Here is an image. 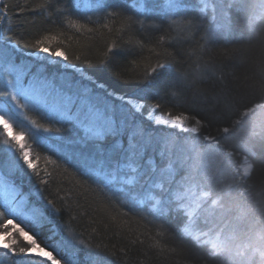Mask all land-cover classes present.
<instances>
[{
  "label": "snow or ice",
  "instance_id": "obj_1",
  "mask_svg": "<svg viewBox=\"0 0 264 264\" xmlns=\"http://www.w3.org/2000/svg\"><path fill=\"white\" fill-rule=\"evenodd\" d=\"M85 6L100 12L114 8L105 0H91ZM189 6L186 0H168L163 7L166 13L179 14L181 9ZM39 7L47 8L48 0H44ZM76 7L79 8L80 4L77 3ZM158 7H160L158 4L146 7L141 0L138 11H151ZM208 7V3L205 2L200 12L204 13ZM212 8L216 13L212 16V23H208L206 16L203 19L200 16L190 18L185 16L182 20L172 18L169 29L182 25L176 32L177 37L189 38L201 25H204V35L201 39L207 42L218 35L232 33V9L242 14V22L250 36L264 28V0H251V2L249 0H212ZM58 11L66 10L58 9ZM121 15L113 10L107 12L105 19ZM65 20L77 32L86 31L92 35H104L99 28L88 27V23L92 22L91 17L86 23H80L79 20L69 17H65ZM137 23H141L143 27L142 22L132 16L123 17L122 26L115 31L122 37L124 34L131 33L133 26ZM102 27L107 29L111 36L114 29L108 23H104ZM153 27L159 29L162 26L154 25ZM169 34L166 32L155 41L138 38L139 42L134 43L131 37L127 41V44L132 47L141 50L147 48L155 56L154 61L151 57L143 58V71L136 77L123 79V83L137 86L134 91L139 92L140 95L136 97L117 95L114 91H109L95 73L86 75L79 72L78 63L88 64L91 68L93 67L92 61L81 55H76L74 59L70 58L60 47L50 49L46 43L48 40L46 36L36 38L34 41H24L23 47H21V40H14L11 36H0V71H6L13 77L7 80L5 86L0 89V98H3V108L0 109V127H2L3 136L6 137L3 140L5 147L0 148V179H3L15 192V185L7 183V176L9 174L25 176L27 170L30 169L40 178L41 184H48V181L40 177L37 171L36 160L39 157H33L30 151V145L27 142L30 138L29 131L23 128L19 131L14 130L15 117L23 115L29 105L36 107L43 104L49 109L48 126L38 124L36 121H30V123L37 131L44 133L62 134L66 131L75 133L70 137L63 135L58 137L62 142H67L69 151L65 159L70 156L73 160H77L79 157L86 164L87 159L98 158L102 166L113 170L109 173L112 180L119 177L123 184L133 185L130 191L138 189L139 194L143 195L144 199L140 201L145 205L143 208H136L134 205L127 211L111 215L110 219L117 228L118 234L127 232L129 236H132L129 240L130 245L139 244L147 248L146 257L149 252L158 256L161 261L167 260L169 255L182 256L185 251L183 247L185 241L192 240V243L197 246L206 248L209 257L219 261V264H257V257H259L258 264H264V209H257L261 212L260 217L252 218L244 232L246 238L241 239L240 225L249 220L252 216V209L242 203L229 204L226 197H230L231 192L224 189L217 192L214 189V182H222L218 178L228 172V164L225 154L221 153L217 147L220 140L207 131L210 126L209 122L185 111L174 113L171 110H164L159 100L151 105L147 104L149 94L153 91V85L162 80L167 75L168 69L177 62L175 54L169 52L168 47L164 45L165 37ZM120 46L118 39H109L105 44L102 57L96 63L110 68L112 63L110 53ZM205 48L206 44L199 45L200 51H204ZM24 49L32 50L28 55L35 56L43 53L48 57L59 58L68 67L79 72L80 80L68 82L61 85L59 89L36 88L32 82L25 79L26 75H35L34 73L27 70L17 71L18 68L27 69L22 55ZM231 51L235 54L240 50ZM113 75L117 80L122 79L121 73L113 72ZM197 78H202L200 73H197ZM187 79L186 73H179L174 78L170 84V89H175L172 92L173 95L179 94L178 86L184 84ZM17 81L19 86H17ZM145 109H147L146 114ZM256 109H264V105L258 104L255 108H248L244 115L247 116ZM157 110H160L159 115L156 114ZM138 117H143V119ZM145 121L157 127L171 129V131L162 136H154L151 131L146 130ZM236 123L239 124L241 121ZM218 131L228 134L232 129L222 127ZM262 133H264V121L257 123L250 135L255 137ZM201 138L209 142L207 149L202 147ZM109 140L112 142L108 143ZM241 146H244L243 141H241ZM178 147L181 152L190 155L177 154ZM150 150L157 152L164 162L155 163L151 156H147ZM253 167L249 164L243 170L244 173L249 174ZM178 176L179 179H177ZM124 177L128 178L124 179ZM104 187L111 190V182ZM226 187L230 190L232 185L229 184ZM112 195L115 197L114 203H120L118 193L113 192ZM25 204L26 201L16 195L12 203L5 202L4 207L7 214L15 219L23 215L22 207ZM31 211L34 227L28 231L19 223H13V219L7 220V225H11L12 230L0 233V249L24 260L39 257L41 258L40 264H49V262L50 264H110L102 253L116 255L114 251H109L107 245L93 244L91 240L83 238L78 239L74 230L65 231V228L59 225L54 226L53 229L54 234L59 236L58 241L53 243L47 240L38 241V229L45 223H52L51 213H58L60 209L54 201L49 200L47 209L33 207ZM45 211H49V215H45ZM133 211H138L141 218L145 213L152 216L154 220L173 218L177 225L179 238L171 234L165 224L156 225L155 236L150 235L152 229L147 228L146 225L144 226L145 231H137L133 235L134 230L130 223L120 219V217H128ZM226 212L235 213L233 216L235 223L231 227L225 224L218 229L211 228L207 232L199 228L201 217L208 222L218 213L223 217ZM24 218L28 219V217ZM125 224L128 225L127 228L124 227ZM13 233H17L26 246H19L17 239L13 238ZM193 233H196L195 237ZM142 236L145 239H142ZM163 237H168L174 242L162 244L159 238ZM120 251L124 252V249ZM81 252H84L83 259L80 256ZM125 264H128L127 260ZM141 264L144 262L142 261ZM176 264L179 262L177 261Z\"/></svg>",
  "mask_w": 264,
  "mask_h": 264
},
{
  "label": "trees",
  "instance_id": "obj_2",
  "mask_svg": "<svg viewBox=\"0 0 264 264\" xmlns=\"http://www.w3.org/2000/svg\"><path fill=\"white\" fill-rule=\"evenodd\" d=\"M90 2L91 0H48V7L42 9L39 5L44 3V0H0V36H11L14 40H21V47L24 41H34L36 38L46 36L48 37L46 43L50 49L60 47L70 58L74 59L76 55H81L92 61L91 68L88 64L78 63L79 72L86 75L95 73L99 81L117 95L136 97L140 95L139 92L134 91L137 86L125 84L123 79L136 77L143 71V58L151 57L154 61L155 56L147 48L141 50L132 47L127 44V41L130 37L134 43L139 42L138 38L155 41L159 36L169 32L170 34L165 37L164 45L168 47L169 52L175 54L177 62L168 69L167 75L162 80L153 85L147 104L151 105L159 100L164 110H171L174 113L185 111L209 122L207 131L220 140L217 147L221 153L225 154L228 164V172L218 178L222 182H214V189L217 192L221 189L230 191V197H226L229 204L242 203L252 209V216L240 225L241 239H245L244 232L247 230V224L253 217H260L261 212L257 209H264V133L255 137L250 135L255 125L264 121V109L244 115L248 108H255L258 104L264 105V28L250 36L242 22V14L232 9V33L221 34L205 42L201 39L204 35V25H201L189 38H179L176 32L182 25L170 30L169 24L172 18L182 20L185 16L189 18L200 16L201 19L206 16L208 23H212V16L216 14L212 8V0H186L190 6L181 9L179 14L166 13L163 6L168 0H143L146 7L160 5L158 8L144 12L138 11L141 0H105L114 8L104 12L86 7L85 5ZM205 2L209 7L201 13L200 8ZM77 3L80 4L79 8L76 7ZM58 9L66 11H58ZM113 10L122 15L105 19L107 12ZM126 16L139 20L143 27L141 23H137L133 26L131 33L121 37L115 29L122 26L121 20ZM65 17L79 20L80 23H86L91 17L92 22L88 23V27L99 28L104 35H92L86 31L77 32L66 22ZM104 23H108L114 29L111 36L107 29L102 27ZM154 25L162 27L157 29L153 27ZM109 39H118L121 46L112 50L111 67L106 68L96 61L102 57L105 44ZM201 44H206L204 51L199 49ZM233 49L240 51L234 54L231 51ZM31 51V49H24L22 53L27 69H17L18 72L27 70L35 74L26 75L27 81L33 84L50 82L56 89L68 82L78 81L70 71L72 69H60L59 66L67 64L59 58L39 53L37 55L41 58L50 59L52 62L53 59L57 60L55 62L59 66L57 63L48 65L47 60L41 63L34 62L31 55H28ZM55 68L59 70L57 73L53 71ZM113 72L121 73L122 79L117 80ZM179 73H186L188 79L178 86L179 94L173 95L172 92L175 89H170V84ZM197 73H200L202 78H197ZM12 78L6 71H0V89L5 86L7 80ZM1 105H3V98H0ZM146 112L147 109L145 114ZM47 113L41 108L30 106L24 110V118L27 116L25 124L21 123L22 126H18L14 123V130L19 131L23 128L29 131L30 138L27 142L30 145V151L33 157H39L36 160L37 171L40 177L48 181V184H41L40 178L30 169L25 176L13 174L7 176V183L15 185V192L3 179H0V233L12 230L11 225H7L8 219H13V223H19L26 231L33 228L31 209L33 207L47 209V202L52 200L60 211L51 213L52 223H45L38 229V241L47 240L49 243L58 241L59 236L54 234L53 229L54 226L59 225L64 227L65 231L74 230L78 239L83 238L91 240L93 244L107 245L109 251L116 253L115 256L102 253L110 264H125V260L128 264H141L142 261L144 264H176L177 261L179 264H185V262L187 264H219V261L209 257L206 248L197 246L192 243V240L185 241L183 246L185 251L182 256L169 255V258L164 261L151 252L146 257L145 252L148 250L145 246L130 245L129 240L132 236H129L127 232L118 234L110 216L127 211L134 205L136 208H143L145 205L140 203L144 199L143 195L139 194L138 189L130 191L133 185L123 184L119 177L112 180L109 173L113 170L102 166L98 158H89L86 164L79 157H77L79 162L70 156L65 159L69 151L67 142H62L58 137L61 135L70 137L75 133L67 131L62 134L44 133L37 131L30 123V121H36L38 124L48 126ZM156 114L159 115L160 110H157ZM138 118L143 119V117ZM237 121L241 123L237 124ZM145 127L154 136H162L171 131L157 127L149 121H145ZM222 127H229L232 131L228 134L218 131ZM5 138L0 127V148L5 147L3 145ZM241 141L244 146H241ZM111 142V140L108 141V143ZM201 145L207 149L209 142L201 138ZM176 151L177 154L190 155L181 152L179 147ZM147 156H151L155 163L164 162L157 152L150 150ZM243 159L254 166L245 178L241 177L236 170V164ZM127 178L124 177V179ZM110 182L111 190L104 187ZM229 184L232 185L230 190L226 187ZM113 192L118 193L120 203H114ZM16 195L25 200L26 204L22 207L23 215L14 219L7 214L4 205L5 202L11 204ZM45 215H49V211H45ZM234 215V212H226L221 217L218 213L208 222L201 217L198 226L205 232L211 228L218 229L225 224L231 227L235 223ZM120 219L130 223L134 230L133 235L137 231H145L146 225L147 228L152 229L150 235L155 236L156 225L165 224L168 231L179 238L176 222L170 217L154 220L152 216L145 213L141 218L138 211H133L128 217H120ZM124 227L127 228L128 225L125 224ZM93 229L96 231L93 232ZM192 235L195 237L196 233ZM13 238L17 239L19 246H26L17 233H13ZM141 238L145 239L143 236ZM159 239L162 244L174 242L168 237ZM122 248L124 252L120 251ZM165 255L168 254L165 253ZM80 256L83 259L84 252H81ZM40 262L37 258L24 260L0 249V264H40ZM258 262L259 257H257V264Z\"/></svg>",
  "mask_w": 264,
  "mask_h": 264
},
{
  "label": "rangeland",
  "instance_id": "obj_3",
  "mask_svg": "<svg viewBox=\"0 0 264 264\" xmlns=\"http://www.w3.org/2000/svg\"><path fill=\"white\" fill-rule=\"evenodd\" d=\"M45 60H47V59H45V58H41L39 55H35L34 56V59H33V61L34 62H39V63H41L42 61H44L45 62ZM55 61H57V60H54L53 59V62L52 61H50V59L49 60H47V64L48 65H52L53 63H57V62H55ZM57 66H59L58 65V63H57ZM60 67V69L61 68H70V67H68L67 65H62V66H59ZM70 69H72V68H70ZM54 72H58L59 70H58V68H55L54 70H53ZM69 71V70H68ZM72 73H73V75L77 78V80L79 81L80 80V75H79V72H76V70L75 69H72V70H70ZM61 72H62V70H61ZM17 86H19V82L17 81ZM34 86H35V84H34ZM36 88H38V89H48V90H52V89H56L50 82L47 84L46 82H44V83H41V86L39 85V86H35ZM30 106H32V105H29V107ZM33 107V106H32ZM37 108H41V109H43V110H45L46 112H48L49 111V109H48V107H46L45 105H43V104H41V105H38V106H36ZM3 108V105H1L0 106V109H2ZM258 110H260V109H257V110H255V112L256 111H258ZM25 122V118H24V116L23 115H19V116H17V117H15L14 118V123H16L18 126H22V124L21 123H23V124H25L24 123ZM151 123V122H150ZM250 163L246 160V159H243V160H241V161H239L237 164H236V170H237V172L241 175V177H246L247 175H249V174H245L244 173V169L245 168H247V166L249 165ZM2 250H4V249H2Z\"/></svg>",
  "mask_w": 264,
  "mask_h": 264
},
{
  "label": "bare ground",
  "instance_id": "obj_4",
  "mask_svg": "<svg viewBox=\"0 0 264 264\" xmlns=\"http://www.w3.org/2000/svg\"><path fill=\"white\" fill-rule=\"evenodd\" d=\"M31 58H32V60L34 59V56H32L31 55ZM39 84H41V83H35V86H38ZM168 130H171V129H168ZM38 260H40V259H38ZM41 261V260H40Z\"/></svg>",
  "mask_w": 264,
  "mask_h": 264
},
{
  "label": "water",
  "instance_id": "obj_5",
  "mask_svg": "<svg viewBox=\"0 0 264 264\" xmlns=\"http://www.w3.org/2000/svg\"><path fill=\"white\" fill-rule=\"evenodd\" d=\"M36 258L41 260V258H39V257H36ZM49 263H50V262H49Z\"/></svg>",
  "mask_w": 264,
  "mask_h": 264
}]
</instances>
